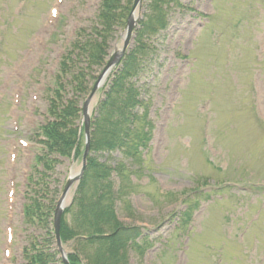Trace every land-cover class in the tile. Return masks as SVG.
Returning a JSON list of instances; mask_svg holds the SVG:
<instances>
[{"label":"rangeland","instance_id":"374dc122","mask_svg":"<svg viewBox=\"0 0 264 264\" xmlns=\"http://www.w3.org/2000/svg\"><path fill=\"white\" fill-rule=\"evenodd\" d=\"M178 1L170 3L162 37L147 35L160 47L154 70L138 81H148L149 148L142 149L144 166L124 159L137 167L130 173L137 185L116 208L120 221L167 236L173 227L166 220L180 206L165 192L186 197L198 181L209 184L205 191L219 185L223 195L200 197L186 244L163 254L157 240L143 256L128 252L127 264H218L220 256L222 264H264V62H254L259 52L264 59L256 47L264 48V0ZM100 2L0 0V264H23L30 235L44 233L23 216L26 179L40 146L33 132L46 119L48 88L62 55L77 30L93 24ZM150 2L142 4L139 22L147 19ZM121 31L110 52L122 42ZM108 78L94 95L91 116ZM82 118L81 112L77 127ZM88 152L94 154L91 146ZM98 158L109 166L123 160L119 151ZM81 161L63 158L57 166L53 177L61 192ZM111 178L118 190L115 171ZM79 180L68 190L72 203ZM227 182L233 188H221ZM171 236L177 242L178 232ZM73 247L65 244L67 251Z\"/></svg>","mask_w":264,"mask_h":264},{"label":"trees","instance_id":"16d2710c","mask_svg":"<svg viewBox=\"0 0 264 264\" xmlns=\"http://www.w3.org/2000/svg\"><path fill=\"white\" fill-rule=\"evenodd\" d=\"M132 2L102 0L93 24L77 30L60 59L52 86L48 89L47 119L34 131L41 146L28 175L23 206L25 223L39 231L42 229L44 233L30 236L23 250L24 264H63L59 251L52 245L55 243L53 211L61 192L53 173L61 158L71 157L73 150L77 157L82 154L83 143L79 141V127L76 126L82 110L81 102L106 64L110 43L125 26ZM171 2L180 5L178 0H151L150 13L141 21L134 46L122 65L113 72L104 97L95 107L91 143L94 154L88 157L87 168L72 205L65 210L60 229L62 241L66 244L73 242V250L68 255L71 264H127L128 252L142 256L156 239L164 246L161 251L165 254L172 245L179 246L190 237L200 197L208 199L220 188L216 185L205 191L209 184L197 181V187L186 193V197L167 192L166 199L177 201L180 207L169 215L168 223L173 227L170 235L164 239L162 234L154 238L148 228L120 221L117 213L118 198L127 204L126 197L132 188V169L123 161L113 168L98 159V155L104 152L120 150L130 163L144 166L142 149L149 148L147 140L151 133L146 120L151 100L146 79L142 85H138V81L152 72L155 61H158V43L148 40L147 35L168 28ZM262 62L264 59L257 60L258 64ZM113 170L121 180L118 190L111 178ZM194 195L198 198H193ZM184 205L187 206L185 210ZM173 232H178V243L172 241ZM222 262V256L217 258L216 263Z\"/></svg>","mask_w":264,"mask_h":264},{"label":"water","instance_id":"95a60500","mask_svg":"<svg viewBox=\"0 0 264 264\" xmlns=\"http://www.w3.org/2000/svg\"><path fill=\"white\" fill-rule=\"evenodd\" d=\"M141 3H142V0H134V8H133V11L129 17V20L127 23V29L123 33L124 35H123L122 47L120 49L119 48L116 49V51L113 53V55L111 56V59L109 60L106 67L104 68L103 72L100 74L97 82L95 83L94 87L92 88L91 93L88 96V98L84 104V120H85L87 143H86L85 154L83 157V164L78 169L77 173H75V175L72 176L71 178H69V180L67 181V184H66L64 191H63V195L60 198V200L58 201V204H57V207L55 210V218H54V227H55L57 244H58L60 251L62 252V254L64 256L66 264H69V263L65 258V251H64V248L62 246L61 239H60V231H59L60 230V223H61L64 208L67 206V204L69 203V200H70V196L68 193L69 187L71 186V184L73 183V181L75 179H79L81 177V175L84 171V168L86 166V158H87L89 147H90V114H89V110H90V107L93 103V98H94V95H95L98 87L100 85H102L103 81L107 78L109 72L119 63L121 57L123 56V54L125 53V51L128 48L130 40L132 39L133 30H134L135 23H136V18H135L136 10H137L138 6H141Z\"/></svg>","mask_w":264,"mask_h":264},{"label":"bare ground","instance_id":"6f19581e","mask_svg":"<svg viewBox=\"0 0 264 264\" xmlns=\"http://www.w3.org/2000/svg\"><path fill=\"white\" fill-rule=\"evenodd\" d=\"M264 52V48L262 49V53Z\"/></svg>","mask_w":264,"mask_h":264}]
</instances>
